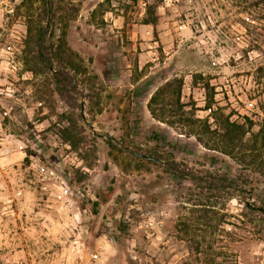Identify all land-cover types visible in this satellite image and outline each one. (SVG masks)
Instances as JSON below:
<instances>
[{"label":"rangeland","instance_id":"1","mask_svg":"<svg viewBox=\"0 0 264 264\" xmlns=\"http://www.w3.org/2000/svg\"><path fill=\"white\" fill-rule=\"evenodd\" d=\"M225 117L264 127V0H0V264H264Z\"/></svg>","mask_w":264,"mask_h":264},{"label":"trees","instance_id":"2","mask_svg":"<svg viewBox=\"0 0 264 264\" xmlns=\"http://www.w3.org/2000/svg\"><path fill=\"white\" fill-rule=\"evenodd\" d=\"M30 33V34H29ZM28 46L33 47L32 51L35 52L34 47L35 43L38 41H43L44 35H45V29H42V27H38L34 32H31V30L28 28ZM37 53V52H36ZM62 52L61 54H56L57 58L59 60L65 59L67 63H71L69 59L65 58V55ZM72 69L74 71H77V68L72 65ZM53 76H56L53 73ZM155 100V96H151L149 99V102H153ZM207 120H204V123ZM73 125V123H72ZM206 128V131L210 133L211 139H213V144L209 142H204L202 144L204 147L211 149V150H216L218 153L222 155H227L230 157H235L236 156H251L250 160L244 159L245 161L248 160L247 164L251 166V164H256L257 162V157L259 156L260 149L264 148V127H260L257 132L250 134V142H243V137L245 136L246 132L248 131V126L246 127L244 122H236L234 120H230L228 117H225L224 119L221 120L220 123L215 128H210L209 125L204 126ZM193 135H196V139L201 143L202 139L197 136V132H194ZM152 138L154 140L158 141H165L166 137L165 136H160L158 133H153ZM192 147V145H190ZM247 152V154H245ZM240 156V157H241ZM242 156V157H243ZM206 157L210 158L212 162L214 163L217 159V155H207ZM239 159V157H238ZM192 174L190 177L194 178L195 176ZM238 179L244 183V185H248L249 189L254 191V194L257 193V190L260 188L259 185L255 180H253V175L250 170V172H245L242 173L241 176H237ZM223 179L227 180V176H223ZM252 187V188H250ZM213 189L211 185H209V190ZM253 192L250 195H254ZM256 199H254V202H244L243 207L245 208L246 211H252L257 213V217L260 220H264V189L259 190V194H255ZM211 210V206L207 208V212ZM242 215L245 216V211H242ZM196 244V252L199 253V242H195Z\"/></svg>","mask_w":264,"mask_h":264}]
</instances>
